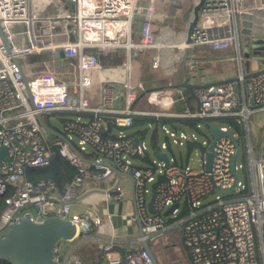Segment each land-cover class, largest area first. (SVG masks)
Listing matches in <instances>:
<instances>
[{"label":"built area","instance_id":"obj_1","mask_svg":"<svg viewBox=\"0 0 264 264\" xmlns=\"http://www.w3.org/2000/svg\"><path fill=\"white\" fill-rule=\"evenodd\" d=\"M201 2L0 0V26L10 48L8 53L0 35V198L6 206L0 235L28 216L38 223L62 217L78 226V240L89 238L94 226L114 216L77 213L75 203L85 200L90 184L119 203L129 200L131 176L149 244L168 231L169 217L183 225L193 264H264V124L257 149L252 127L255 116L264 114V71L246 78L242 67L239 80L206 84L192 78L196 64L206 59L198 52L264 38V0H205L192 33ZM111 50L124 53L121 61ZM150 53L155 60L147 67ZM114 61L123 65L122 80L113 77ZM188 76L197 85L193 92L184 87ZM179 104L186 110L170 111ZM138 117L199 123L182 133L175 124L173 130L164 126L170 141L153 150L131 133ZM42 119L66 140L49 132ZM221 121L243 126L244 149L228 127L215 124ZM109 123L114 129L105 136ZM212 126L232 136L217 143L209 172ZM173 138L187 152L174 154ZM190 144L202 145L192 153L203 158V171L190 167ZM157 152L169 155L170 169ZM59 158L79 171L63 194L54 182L31 177ZM164 175L167 180L154 189ZM153 200L157 214L150 209ZM134 229L143 243L137 219ZM118 243L101 241L106 259L100 264H157L144 244L120 254ZM71 251L58 246L55 264H87L71 258Z\"/></svg>","mask_w":264,"mask_h":264},{"label":"crops","instance_id":"obj_2","mask_svg":"<svg viewBox=\"0 0 264 264\" xmlns=\"http://www.w3.org/2000/svg\"><path fill=\"white\" fill-rule=\"evenodd\" d=\"M235 48L237 50L235 55L228 57L232 58L234 60L233 62L236 63H230L231 65H228L229 68L228 70H226V72L224 68H227V65L223 63L225 62L224 59L226 58L223 57L227 56H219L217 54L216 56L206 58L208 59V62L213 61L214 64H218L216 71L219 74L211 76L213 79H216L215 81H204L201 84L225 80L227 79V77H235V79L239 80V76L241 74L240 70L242 67L244 68V74L246 76L255 75L264 71V60L257 59L258 62L254 61L255 55L253 41L250 43H241L239 46L236 45ZM224 51L226 50L219 51L218 53ZM206 53L207 52L200 53L198 56L202 57ZM247 58L254 61L255 63L253 65V70L250 73H247L244 67V59L246 60ZM169 92L175 93V91L172 90ZM173 109L175 110V106L173 107ZM115 181L117 183L119 180L116 178L114 182ZM127 185L130 191V198L129 200L119 203L117 199L110 198L105 193H103L102 189H93L96 186L90 184L86 191L87 194L85 195V200L75 203V211L77 213L85 214L89 210H94L103 216L107 214L113 215V221L105 222L101 226H94L91 231L90 238L96 240V242L100 245L101 241L103 240L108 243L110 239L116 238L119 241V245L121 244V246L123 247L124 245H126L128 247V251H133L136 247L140 249L141 245L144 244V242H140V239L138 238V232H136L134 229V225L136 224L137 219V209L133 197V181H128ZM167 226L169 228L167 232L152 237L150 241V245L153 250L158 241H161V244L163 245L162 255H158L157 257L160 264H193L190 252L184 245L183 225L179 221L167 217ZM77 242L78 241H75V243ZM74 245L75 244L73 243L71 246L73 247ZM118 251L120 254L123 253L121 252V249H118Z\"/></svg>","mask_w":264,"mask_h":264},{"label":"water","instance_id":"obj_3","mask_svg":"<svg viewBox=\"0 0 264 264\" xmlns=\"http://www.w3.org/2000/svg\"><path fill=\"white\" fill-rule=\"evenodd\" d=\"M205 4V0H202L201 4L196 9V21L192 25L191 32L195 30L197 20L200 15V11ZM0 35L3 39V42L6 46L8 53H10V48L7 41V36L0 26ZM262 73V72H261ZM261 73L255 75H247L246 78H251L254 76H258ZM27 82V81H26ZM184 87L191 92L194 91V88L197 85L191 83V78L188 76L187 80L184 84ZM145 94L142 95V97ZM42 123L46 126L47 130L58 137L65 139L52 129L46 125L44 120L42 119ZM114 127L111 123H109V130L105 133V136H108L109 133L113 131ZM211 135L214 138V141L209 149L208 162L206 169L211 172L213 168V164L215 161V148L217 143L225 136L231 137V134H225L220 128L217 126H212L210 128ZM66 140V139H65ZM139 142V140H137ZM72 146V145H71ZM75 149L74 147H72ZM4 153V151H3ZM77 153V152H76ZM79 155V153H77ZM155 156L162 162H164L167 166L166 169H170L172 167L170 157L167 153L157 152ZM240 156V152L234 157L233 165L234 169L236 167L237 159ZM117 174L119 177L123 176V173L117 170ZM131 180L134 184L133 197L135 206L137 209V220L140 226V235L144 240V247L147 251H149L157 264H160L155 252L151 248L149 241L147 238V233L142 221V218L139 214L138 202L136 197V181L133 177ZM167 176L164 175L160 178L159 182L154 185V189L157 188L158 184L166 181ZM85 198V197H84ZM78 199L77 201L82 200ZM154 200L151 202L150 209L154 214H157L156 209L154 208ZM177 207H174L169 214L173 213ZM79 238V229L78 226L72 221L64 220L62 217H54L46 219L42 222H35L31 216H28L26 219L22 220L21 223L12 227L7 233L4 235H0V260L8 261L11 264H55V260L57 257V249L61 242H72L74 243ZM106 257V252L103 251L101 253V260L103 261Z\"/></svg>","mask_w":264,"mask_h":264},{"label":"rangeland","instance_id":"obj_4","mask_svg":"<svg viewBox=\"0 0 264 264\" xmlns=\"http://www.w3.org/2000/svg\"><path fill=\"white\" fill-rule=\"evenodd\" d=\"M254 42V61L255 62H258L257 59L259 60H264V38H256L253 40ZM236 48L235 47H228L226 51L224 52H221V53H213L212 51H200L201 53H204V52H207L206 54H204L202 57L204 58H210L211 56H216L217 54L219 56H232V55H235L236 53ZM111 53L114 54V57H118L117 61H121L120 59L123 57L121 55H123L124 53L122 51H114V50H111ZM154 54L156 53H150V57L147 61H144V64L145 66L149 67L151 66L153 60H155V57H154ZM207 55V56H206ZM227 57H223V58H226L224 59L225 62V65H227V68H224L225 69V72L226 70H228L229 66L228 65H231L230 63H236V62H233L234 60L232 58H227ZM115 59V58H114ZM245 63H244V67L247 71V73H250L252 70H253V65L255 64L254 61L250 60V59H244ZM174 65V64H173ZM31 66L33 69H35V65L34 63L31 62ZM114 69H111V71H113V77L116 78L117 80H122L124 78V69H123V65L120 66L116 61H114ZM217 66L218 64H214L213 61H209L208 62V59H205V60H200L195 68L197 69V71L193 72V80L199 84L203 83L204 81H215L216 79H213L211 76L215 74H219L216 69H217ZM240 67V65H239ZM166 69H170V65H167L165 67ZM166 95H171L170 93H166ZM147 106V105H146ZM143 105L144 108L146 109H149L150 110V107H146ZM163 111H165L163 109ZM170 111L172 112H175L174 109H171ZM219 126H224V127H228L230 129V132L233 134V135H236L237 138L241 141L242 143V147L243 149L245 148V144H247V137L245 136L244 132H243V126H241V128H236L234 126V124L230 121H225V122H217L215 123ZM264 124V114H260L258 116H255V118L253 119L252 121V127H253V143L255 145V148L257 149L258 146L260 145V142H261V136H262V132H263V129H262V125ZM176 127L180 130V133H182L183 131L186 130L185 126L183 123L181 122H177L175 123ZM164 126H168L169 129L173 130V128L171 127L170 124H159V134H160V137H161V145H163L164 143L168 142L169 139L168 137L165 135L166 131L164 129ZM147 127H157V125L155 123H150ZM146 127V128H147ZM206 134L208 135V137L210 138V140L212 141V138L211 136L209 135V132L207 130H205ZM190 134L192 133H195V131H190L189 132ZM152 132H150L149 134V137L151 136ZM174 138L172 139V142H173V153L174 154H179L180 151H184V152H187V148H180L178 145H176L174 143ZM244 163V160L243 159H240L239 161V165L243 164ZM190 167L192 169H198V170H201L203 171L204 170V166H203V158L199 155V153L197 152H194L193 153V156L191 158V163H190ZM240 174L243 176V172L241 171ZM217 195L215 194L213 196V198H216ZM149 199L151 200V196L149 197ZM75 208V207H74ZM82 237H80V240H81ZM82 239H86V240H89L87 241L85 244H83L82 246H79V247H72L71 245L72 244H69L71 242H66V241H63L61 242V244L59 245L61 248H70V249H73V251H71V258L73 259H80L83 258V259H88L86 256H83L82 252L85 251L87 253H89V251H93L95 253V255H91L89 253V255H91V257L93 258H96L98 255L97 254H100L101 256V253L103 252L102 251V247L100 244H98L96 242V240H93L92 238H82ZM79 241V240H78ZM84 241V240H83ZM77 244V243H76ZM75 244V246H76ZM163 245L161 244V241L157 242L155 247H154V250H155V253L158 257V255H162V252H163ZM98 258V257H97Z\"/></svg>","mask_w":264,"mask_h":264},{"label":"trees","instance_id":"obj_5","mask_svg":"<svg viewBox=\"0 0 264 264\" xmlns=\"http://www.w3.org/2000/svg\"><path fill=\"white\" fill-rule=\"evenodd\" d=\"M213 52V51H212ZM201 52H198V55ZM123 56V55H121ZM152 66V64H151ZM149 66V67H151ZM193 100V106L195 107V100L194 98L191 99V101ZM175 110L178 112H182L184 110H186V105L184 104H179L175 106ZM177 122H181L186 126H190L192 128H196L197 124L199 123L198 121H194V120H169V119H162L160 121L157 120H151V119H147V118H143V117H138L135 119L134 121V126L131 129V133L136 136V137H140L142 140H148L150 142L151 148L153 150H161L162 149V145H161V137L159 134V124H170V125H174ZM150 123H155L157 125V127L154 128V131H152L151 136L149 137L150 134V127H147ZM233 123V122H232ZM234 124V123H233ZM147 127V128H146ZM169 139V138H168ZM170 141V139H169ZM196 146L198 147H202V145H194V144H190L189 145V153L193 154L192 152L195 150ZM171 151H173L172 149H170ZM79 175V171L76 167L71 166L67 161L63 160L62 158L57 159V161L54 163V165L46 170L40 171V172H36L31 175L32 179H34L35 181H39V180H49L54 182L57 185V190L63 194L66 191L67 186L73 182L76 177ZM6 209L5 206V201L4 199L0 198V218L2 216V214L4 213ZM91 235V233L89 234ZM84 240V241H83ZM87 241L86 239H81L77 242L76 246L74 245L73 248L75 247H79L82 246L83 244H85ZM117 250L121 249L124 254H126L128 251V247L126 245L121 246V244L119 245V243L116 245ZM73 251V249H71ZM140 249L138 247L135 248V250L133 251H139ZM189 250V249H188ZM190 252V250H189ZM89 253L91 255H95V253L93 251H89ZM89 253L83 251L82 254L83 256H86L88 259H84L87 264H100L101 262H104L105 260H101L100 259V254H97L98 258H93L91 257V255H89ZM190 256H191V252H190ZM192 258V257H191ZM0 264H11L8 261H2L0 260Z\"/></svg>","mask_w":264,"mask_h":264}]
</instances>
